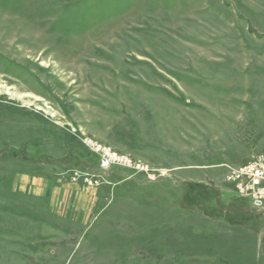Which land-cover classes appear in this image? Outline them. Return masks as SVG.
<instances>
[{"label": "rangeland", "instance_id": "obj_1", "mask_svg": "<svg viewBox=\"0 0 264 264\" xmlns=\"http://www.w3.org/2000/svg\"><path fill=\"white\" fill-rule=\"evenodd\" d=\"M263 156L264 0H0V264H264Z\"/></svg>", "mask_w": 264, "mask_h": 264}, {"label": "built area", "instance_id": "obj_2", "mask_svg": "<svg viewBox=\"0 0 264 264\" xmlns=\"http://www.w3.org/2000/svg\"><path fill=\"white\" fill-rule=\"evenodd\" d=\"M244 170L249 173L251 184L258 185L264 177V156L261 161L252 162Z\"/></svg>", "mask_w": 264, "mask_h": 264}]
</instances>
